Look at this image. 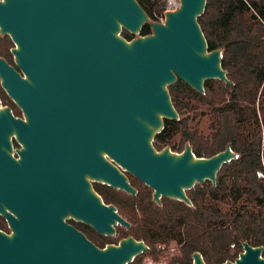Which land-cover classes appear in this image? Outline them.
Listing matches in <instances>:
<instances>
[{
	"label": "water",
	"instance_id": "1",
	"mask_svg": "<svg viewBox=\"0 0 264 264\" xmlns=\"http://www.w3.org/2000/svg\"><path fill=\"white\" fill-rule=\"evenodd\" d=\"M205 5L179 0L159 22L137 0H0V31L25 74L0 57L1 84L25 116L0 99V215L10 229H0V264H128L148 249L143 241L98 247L66 220L109 236L129 225L92 181L135 195L126 171L156 204L191 205L186 190L214 185L237 157L230 144L209 157L188 142L181 152L153 144L165 120L179 119L169 85L180 79L203 93L206 80L232 84L222 49H208L199 25ZM144 24L151 32L140 35ZM123 29L138 35L128 40ZM241 245L221 264H264L261 245ZM191 264L206 263L195 251Z\"/></svg>",
	"mask_w": 264,
	"mask_h": 264
},
{
	"label": "trees",
	"instance_id": "2",
	"mask_svg": "<svg viewBox=\"0 0 264 264\" xmlns=\"http://www.w3.org/2000/svg\"><path fill=\"white\" fill-rule=\"evenodd\" d=\"M137 2L151 20L156 19L154 10L159 13L163 10L160 0ZM198 22L208 49H222L221 65L232 84L206 80L203 93L180 79L169 85L179 115L193 111L198 105L209 108V132L203 134L198 123L190 126L184 116L167 119L154 136L153 144L160 149L170 144L173 132L180 131L178 151L188 142L195 156L209 157L230 144L237 157L221 166L214 185L206 181L186 190L191 205L168 198H161V203L156 204L152 189L133 177L130 182L137 190L135 195L98 184L103 201L115 205L131 226H121L115 237L93 240L88 233L87 237L99 247L127 235L143 239L148 249L128 264H140L146 255L157 259L171 242L177 245V250L167 257V264H191L195 251L201 253L206 264L233 261L242 251V241L261 245L264 256V0H206ZM150 32L149 25L144 24L139 34ZM121 35L128 40L133 38L124 29ZM179 84L185 88L179 89ZM257 115L259 118L243 132L240 123ZM173 123L179 127H170ZM226 177L231 186L224 181ZM225 194L233 201L245 195L255 209L241 205L223 212L217 200ZM0 229L10 230L2 215Z\"/></svg>",
	"mask_w": 264,
	"mask_h": 264
},
{
	"label": "rangeland",
	"instance_id": "3",
	"mask_svg": "<svg viewBox=\"0 0 264 264\" xmlns=\"http://www.w3.org/2000/svg\"><path fill=\"white\" fill-rule=\"evenodd\" d=\"M162 2L163 10L161 13L157 12L154 10V13L159 16V14H162L165 10V0H160ZM178 7V6H177ZM176 7V8H177ZM247 19H249L250 12L247 13ZM133 38L136 37L138 34H132ZM211 80V79H210ZM179 89L185 88L184 85L179 84L177 85ZM208 111L209 108L207 106L203 105H198L196 108H194L193 111H184L182 115H179V118L181 117H186L188 119V124L190 126L194 125L195 123H198L199 129L203 134H207L209 132V116H208ZM258 113V112H257ZM255 118H259V115L251 117L249 120L242 121L240 123L241 129L243 132L249 130L250 127V122H253ZM179 127L177 124L173 123L170 124V127L173 129ZM179 130V129H177ZM175 131V130H173ZM179 141H180V131L173 132V136L170 139V144H166L164 147H169L171 151L173 152H179L177 150V147L179 146ZM154 143V140H153ZM224 181L231 186V181L229 177L224 178ZM244 182V180H243ZM200 185H204L205 182L203 183H198ZM218 206L220 207L221 211H229L233 207H239L241 205H247L250 209H255L254 205L250 200L245 195H242L241 197H238L237 200L233 201L231 197L227 194L223 195L219 200H217ZM7 232H10L7 231ZM114 236V235H113ZM177 250V245L174 242H171L168 247L164 250V252L161 253V255L158 256L157 259H154L148 255L144 256L140 260V264H153L155 262H162L163 264H167V257L171 254L174 253Z\"/></svg>",
	"mask_w": 264,
	"mask_h": 264
},
{
	"label": "flooded vegetation",
	"instance_id": "4",
	"mask_svg": "<svg viewBox=\"0 0 264 264\" xmlns=\"http://www.w3.org/2000/svg\"><path fill=\"white\" fill-rule=\"evenodd\" d=\"M15 47V43L14 41L12 40V38L10 37L9 34H3L1 33L0 31V57L4 58L10 65L14 66L18 72L22 75V76H25L24 72L19 68V66L17 65L16 63V59H15V55L12 51V49ZM0 99H1V102H2V105L4 106H9L14 115L20 117V118H25L24 116V110L23 108L18 105L9 95L8 93L6 92V90L3 88L2 84H1V78H0ZM166 145V144H165ZM163 145V146H165ZM13 146L14 148H17V149H23L24 146L22 144V142L20 141H16V140H13ZM163 146L160 148L162 149ZM156 148V147H155ZM184 148V147H183ZM157 149V148H156ZM160 149H157V150H160ZM183 149H181L182 151ZM179 151V152H181ZM15 155L19 158L20 155L18 153H15ZM124 174L128 177V180L129 182L131 181L132 177L133 178H136L134 177L132 174L124 171ZM137 179V178H136ZM139 180V179H138ZM140 181V180H139ZM92 184V187L93 189L101 196V194L99 193V190L97 189V186L98 184H100V186H102L104 183H100L98 181H92L91 182ZM131 184V182H130ZM107 185V184H105ZM132 185V184H131ZM110 186V185H108ZM111 187V186H110ZM134 187V186H133ZM101 188V187H100ZM113 188V187H112ZM135 188V187H134ZM115 189V188H114ZM136 189V188H135ZM116 190H120V189H116ZM123 191V190H122ZM125 192V191H124ZM127 193V192H126ZM136 193H137V190H136ZM102 198V196H101ZM164 198V197H162ZM103 199V198H102ZM108 204H112V203H108ZM68 223L72 224L73 226H75V228L81 232H83L85 234V236L87 237V233L90 235V237L93 239V240H101L100 237H115L117 236L118 234V230L120 229V227H125V228H130L131 224L130 222L128 226H124L122 224H117L115 226V232H114V236L113 235H102L100 233H98L97 231H95L94 229H92L90 226H88L86 223L80 221V220H75V218L73 217H69L66 219ZM85 230L87 232H85ZM127 236H131V235H127ZM125 236V237H127ZM133 237V236H132ZM88 238V237H87ZM124 237H121L119 238L117 241L115 242H105L104 245L102 247H104L106 244H117L119 242L120 239H122ZM91 242H93L92 239L88 238ZM136 239V238H135ZM136 240H141L145 243V241L143 239H136ZM95 244V242H93ZM146 244V243H145ZM96 245V244H95ZM147 245V244H146ZM98 246V245H97ZM99 247V246H98Z\"/></svg>",
	"mask_w": 264,
	"mask_h": 264
},
{
	"label": "built area",
	"instance_id": "5",
	"mask_svg": "<svg viewBox=\"0 0 264 264\" xmlns=\"http://www.w3.org/2000/svg\"><path fill=\"white\" fill-rule=\"evenodd\" d=\"M178 5H179V0H165V10H164V12L162 14H159V16L154 13L155 18H156L155 21L163 22L164 21V17H165V12L167 10L175 9ZM153 264H163V263L162 262H155Z\"/></svg>",
	"mask_w": 264,
	"mask_h": 264
}]
</instances>
